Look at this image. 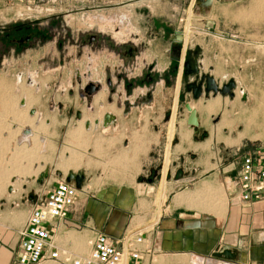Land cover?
<instances>
[{
	"label": "crops",
	"instance_id": "0c3cea01",
	"mask_svg": "<svg viewBox=\"0 0 264 264\" xmlns=\"http://www.w3.org/2000/svg\"><path fill=\"white\" fill-rule=\"evenodd\" d=\"M195 1L197 0H96L97 11L113 19L112 23L114 22L115 26L109 31L111 30L112 34L121 32L128 39V43L139 48L133 64L136 69L134 67L131 71L136 73L142 68L152 69L159 75L155 81L159 92L152 93L150 99H143L148 91H153V86L135 98H121L118 95L108 98V103L119 111L106 113L115 117L114 123L103 126L105 114L100 121L102 128L110 127L106 133H102L106 137L103 143L106 152L101 158L114 161L110 162L112 164L109 165L110 172L108 169L105 172L102 169L99 171V168L91 167L92 163L87 162L94 156L92 148L88 149L90 157L87 161L77 151L83 149L85 143L84 134L82 135L80 127L77 126L67 132L69 137L67 144L70 148L65 147V151L69 153V158L60 164V167L80 166L78 169L80 172L71 168L68 170H71L70 172L63 174L55 169L54 173L50 174L48 169L56 168L58 164L50 163L48 156H42L44 150L41 154L34 150L31 154L32 159L28 161L24 157L15 159L19 163L23 161L20 165L26 166L28 171L17 176L31 177L28 183L32 186L36 183L39 187L36 190V203L45 197L57 181L66 180L68 173H80L84 176L79 197L69 207L67 217L59 227L56 236L59 240L63 241L72 235L90 243L98 233L105 234L113 240L129 234L143 233L150 254L145 257L142 264H264V200L242 202L236 186L230 185L231 180L238 175L242 153L239 160L232 163L234 172H230L227 169L226 156L220 157V150L211 148L212 145L205 141H193L194 132L202 122L200 107H194L198 119V126L195 129L187 125L185 121L187 114L179 119L182 122L177 124L176 130L174 128L175 132L172 130L175 139L169 147L167 158L169 170L165 182L161 178L162 169L161 172L157 171L159 162L166 158V146L169 144V132L162 129V119L173 106L174 98L170 102L163 92L167 87L165 79L169 77L172 64L169 57L170 41L176 34L179 33L185 38L184 45L193 39L192 34L201 36L197 63L201 72L210 74L219 85L226 82H223V79L228 75L235 81L236 90L244 91L246 86L240 73L258 71L259 53L256 47L258 36H261L263 30L261 28H264V21L260 24V29L257 26L256 30L250 32L251 40L255 38L256 42L229 41L226 38L228 16L225 15L223 6L227 4L232 8L236 3L229 2L230 0H202L201 17L191 18L192 12L188 15V11L190 7L193 8ZM183 13L186 14V25L178 18ZM237 44L243 46L239 51L236 50ZM263 56L260 54V58ZM233 71H236L237 75L230 74ZM178 82L179 76L175 81H171L170 86L174 94L178 90ZM244 95L247 96L248 93L245 92ZM209 97L216 99L214 95ZM208 98L202 96L198 100L192 98L190 100L196 104L201 99ZM7 100L10 101L6 103L7 101L3 100L4 112L14 117L19 116L21 113L12 105L13 96ZM218 101L215 102L216 107L219 106ZM21 103L22 106L29 108L35 103V99L28 96L27 100L22 99ZM126 103L129 106L126 107ZM205 106L203 105V112L208 116L213 114L205 110ZM34 113L31 119L37 118L38 121V116L34 117ZM45 120L49 125V121ZM88 122L91 126V121ZM52 123L54 124V121ZM94 124L99 125V121L95 120ZM88 128L85 126V130ZM27 135L33 138L34 134ZM263 138L259 139V143ZM41 142L46 141L41 139ZM41 142L39 138L37 144ZM71 142L79 145L74 146ZM24 147L19 149L25 152L32 150V144L27 149ZM71 151L75 156H81L80 162L75 163V159L71 158ZM57 153L60 162L64 157H61L60 150ZM38 156L41 157L40 160L36 159ZM9 165L11 168L18 167L12 160ZM31 167L35 170L44 167L48 173L47 178L40 183L43 171L33 170V174L30 175ZM153 172L160 175L157 182L152 183L150 179H146V183L141 181L144 176ZM209 187L219 190L223 199L214 200L210 194L211 188L207 190L208 194L205 193L204 196L200 194L204 188ZM23 195L20 193V196ZM35 204L31 200V205L23 210L25 213L23 223ZM158 211L159 218L153 224L151 222L155 220ZM23 223L18 228H9L17 232ZM17 243L16 240L15 253ZM1 247L0 243V252ZM226 249L232 256L223 255ZM89 250L90 245L87 253Z\"/></svg>",
	"mask_w": 264,
	"mask_h": 264
},
{
	"label": "rangeland",
	"instance_id": "374dc122",
	"mask_svg": "<svg viewBox=\"0 0 264 264\" xmlns=\"http://www.w3.org/2000/svg\"><path fill=\"white\" fill-rule=\"evenodd\" d=\"M200 2H202V0H197L195 1V7L193 6L192 9L190 7L188 15L192 12V14L190 13L191 18L201 17L200 12L202 7H200ZM229 2H235L236 4L232 8L227 4L223 6V8H225L224 13L228 16L226 17V38H228L229 41L242 43H250L251 41L256 42L257 40L255 38L251 40L250 32L256 30L257 26H259L260 29V24L264 21V0H230ZM228 8L230 10H228ZM105 15L106 14L103 12L97 11L96 0H0V28L20 22L35 20L43 24L47 18L52 17H61L65 25L70 27V41L63 45L60 54L56 52L53 45H50L35 53L25 52L17 57L3 55L1 58L0 243L2 247L0 252V264H11L15 256L16 240L18 242V231L14 232L9 227L18 228L21 223H23L25 218L23 210L31 205V200L33 204L36 203V190L39 188L36 183H33V186L31 183H28L31 177L26 175L24 178L17 176H21V174L24 175L27 171V167H22L20 164L23 161L19 163L16 162L17 160L15 159L24 157V159L28 161L32 159L31 154L34 153V150L37 154L38 152L41 154L44 150L45 152L42 156H48L47 158L50 163L58 164L56 168L48 169L50 174L54 173L55 169L60 170L63 174L70 172L71 170H68L71 168L75 171H79L78 169L80 166L60 167V164H63L65 160L69 158V153L65 151V147H69L67 144V141H69L67 132L77 126L81 127L82 135L84 134L83 138L85 139V143L82 144L86 147L85 149L82 147L83 149L76 150L79 151L80 154L83 155V159L87 161L90 157L88 149L92 148L94 156H91V159L87 162L92 163L91 167L99 168V171L102 169L105 172L108 169V172H110L111 167H109V165L111 166V163L114 161L111 159H101L106 152V147L103 144L106 137L102 133H106V130L110 127L102 128L100 121H102L101 119L104 114L109 112L119 113V111L108 103V98L117 97V95L121 98H135L138 97L139 94L150 90L153 86L152 93L157 94V92H159V87H157V83L154 82V85L152 84L151 86L143 84L141 87L135 88L131 97L126 95L122 87V82L118 81L117 76L119 75L128 80H133L139 78L147 68H142L139 72L136 71L138 74L131 71L135 67L133 64L135 63V57L138 55L139 48L128 43V39L121 32L112 34L109 29H112L115 24L114 22L112 23L113 19ZM178 18L182 19L184 24L187 22V20H185V13L181 14ZM261 29L263 30L261 36H258L256 47L259 53L258 71H242V73H240L246 87L243 89L244 91H242V89H235V97L233 99L216 95V99H211L209 97L206 100L201 99L198 103L194 104L190 100V94L186 93L183 89L182 83L179 84L176 94L173 93L171 86L166 87L163 92L165 98L170 100V102L173 101V98L175 99L176 95L178 97L174 117H172L174 110L172 108L174 107L173 104L162 119V129L164 132H169V139L171 135L170 127L171 131L174 130V128L176 130L177 124H181L182 122L179 119L184 118L183 116L188 114L184 108V104L189 103L192 108L196 106L200 107L202 122L198 130L194 132L195 136L193 141L201 142L199 140H202L211 144V148L220 150V157L226 156V165L230 172H234L232 163L239 160L240 154H244L249 149L259 144V139H262L264 136V63L262 64L264 56L260 58V54L264 55V28ZM89 30L96 34L98 39L97 44H94L92 49L89 45H85L84 47L80 46L79 41L75 43L79 38L80 31ZM192 35L193 39L185 45L189 51H193L201 45V36H197L196 34ZM240 47L243 46L237 44L236 50L239 51ZM128 48L133 49L131 56H124L121 54L122 51ZM88 69H90L92 73L90 79L99 82L102 86L100 92L93 98V103L91 104L92 110L87 108V103L85 101L81 102L78 100V89L80 84L76 80L77 70L83 73ZM235 72L236 71H233L230 74L237 75ZM107 75H109L112 82L111 88H108L105 83ZM229 79L230 77L227 75V77L223 79V82H227ZM156 80L157 78H155V81ZM190 80L192 81V79ZM86 81L82 79L81 84L83 85ZM112 90H114L113 93L111 92ZM245 92H247L248 95L245 96L246 99L243 100V94H245ZM12 96L14 98L12 105L16 111H19L21 113L20 115L23 116L22 122L21 118H19L20 115L14 117L12 114L10 115L4 112L3 100H6V103H8L10 100H7V98H11ZM28 96L31 99L33 97L35 103L30 106L28 105L29 108H26L22 106L21 102L22 99L27 100ZM216 101L219 102V106L215 108L212 112L213 114H209L210 116H208V114L203 112V105L207 106ZM59 105H61V109ZM32 109L35 112L34 117L38 116V121L36 120L37 118L31 119L33 116V114H31ZM70 110L72 111L71 114L69 113ZM76 111L82 113V119L80 121L75 118L74 113ZM217 117L220 119L218 123H214V119ZM172 118L173 124L171 125ZM45 119L49 121V125H47ZM32 120L33 122H30ZM95 120L99 121V125L94 124ZM87 121H91V126L85 130V122ZM26 129L29 130V134H34L33 138L24 133ZM175 130L173 132H175ZM172 134L171 142H169V144L167 143L169 147L174 143L175 139L174 133ZM91 135H93L92 138ZM39 138L40 142L42 139L47 143L41 142L37 144ZM22 143L24 145H21ZM30 144H32L33 151L29 150L25 152L19 149L23 146L27 149ZM71 144L74 146L79 145L72 142ZM167 147L168 146H166V149ZM58 150H60L61 157H64L60 162L57 155ZM224 151L226 152L224 153ZM70 155L71 158L75 159V163L81 161V156H75L73 151L70 152ZM36 159L40 160L41 157L38 156ZM11 160L14 162V165H18V167L11 168L9 165ZM162 163L163 159L159 162L160 166L157 170L159 172H161ZM33 170H35V168L31 167L29 174H33ZM45 170L44 167H38L35 171L44 172ZM159 177L160 175L158 176L157 172H153L151 175L144 176L141 181L146 183V179H150V181L154 183L158 181ZM165 179L166 172L164 167L162 181L165 182ZM21 180L22 182H20ZM236 182L237 177L231 180L230 185H235L234 183ZM24 185L26 187H24ZM15 190L18 192H15ZM221 190L224 192V189ZM217 192L221 196L220 191L217 190ZM20 193L24 195L20 196ZM225 196V198H227V195ZM214 199L220 201V199L216 197H214ZM221 199H223V196H221ZM1 233L3 234L1 235ZM76 237L77 236L72 237V235H69L67 239H63L62 242L63 244L65 243L63 246L67 247V250L71 253H76L77 251L80 254H86L89 248H87L88 241L78 237L81 239L79 240ZM76 240L78 243L74 242Z\"/></svg>",
	"mask_w": 264,
	"mask_h": 264
},
{
	"label": "built area",
	"instance_id": "2783aa9c",
	"mask_svg": "<svg viewBox=\"0 0 264 264\" xmlns=\"http://www.w3.org/2000/svg\"><path fill=\"white\" fill-rule=\"evenodd\" d=\"M240 162L235 183L240 201H263L264 138L258 146L242 154ZM79 192L74 184L59 180L32 207L18 230L17 250L12 264H142L150 254L143 233L129 234L116 240L98 233L89 243L90 250L84 256H77L63 246L65 243L56 236Z\"/></svg>",
	"mask_w": 264,
	"mask_h": 264
},
{
	"label": "flooded vegetation",
	"instance_id": "af4514ba",
	"mask_svg": "<svg viewBox=\"0 0 264 264\" xmlns=\"http://www.w3.org/2000/svg\"><path fill=\"white\" fill-rule=\"evenodd\" d=\"M79 34V38L75 41V43L79 41V45L82 47H84L85 45H89V47L92 49L93 45L97 44L98 42L97 35L94 34L91 30L83 32L80 31ZM69 35L70 27L65 25L61 17L47 18L43 24L35 20L20 22L4 28H0V64L3 55H11L17 57L25 52H38L44 49L46 46L50 45H53L56 52L60 54L63 45L66 42L70 41ZM132 52L133 49L128 48L122 51L121 54H123L124 56H130ZM175 65L176 63L172 62L170 73L168 74L169 77L165 79L167 87L171 85V81H175V78L177 76L176 72L172 71ZM91 76L92 73L90 69L83 73H81L79 70H77L76 72V80L80 84L78 89V100L81 102L85 101L87 103V108L92 110L93 108L91 107V104L93 103V98L100 92L102 86L99 82L90 79ZM157 76L159 75L153 72L152 69H147L139 78L128 80L125 77L118 75L117 79L118 81L122 82V87L125 90L126 95L129 97L132 95L135 88L141 87L143 84H146L148 86L153 84ZM82 79H85V81L87 80L83 83V85L81 84ZM105 83L108 88H111L112 82L109 75L106 76ZM113 91L114 90H112L111 92L113 93ZM62 93L65 92L63 91ZM151 96L152 91L150 90L145 94L143 99H150ZM59 108L61 109V105H59ZM69 113L71 114L72 111L70 110ZM78 113L81 119L82 113L80 111H76L74 113L75 118L79 119L77 117ZM219 119V117L215 118L214 123H218Z\"/></svg>",
	"mask_w": 264,
	"mask_h": 264
},
{
	"label": "water",
	"instance_id": "95a60500",
	"mask_svg": "<svg viewBox=\"0 0 264 264\" xmlns=\"http://www.w3.org/2000/svg\"><path fill=\"white\" fill-rule=\"evenodd\" d=\"M185 43V38L181 34H176L174 39L171 41L169 57L172 62L176 65L173 67L172 71L176 72L179 76V82L182 83L183 89L186 93L190 94L193 100H198L202 96L208 98L209 95H220L222 97H229L233 99L235 97L236 83L233 79H229L227 82L219 85L210 74L202 73L200 67L197 63L199 48H195L193 51H189L182 55V48ZM185 48V45H184ZM183 69V70H182ZM192 79V81H189ZM246 95L243 94V100L246 99ZM125 106H129L128 103ZM185 110L188 112L186 123L192 128L198 126V119L196 115V110L191 107L189 103L184 104ZM34 111H31L33 114ZM77 117L80 119L79 113ZM170 119V118H169ZM115 117L111 114H105L103 118V126H107L110 123H114ZM85 126L89 127V122L87 121ZM25 134H29V130L24 131ZM48 176L47 171H44L40 175V183L43 182ZM67 182H73L76 188L80 189L84 181V176L80 173H68L66 177ZM224 256H232L229 250L223 251Z\"/></svg>",
	"mask_w": 264,
	"mask_h": 264
},
{
	"label": "bare ground",
	"instance_id": "6f19581e",
	"mask_svg": "<svg viewBox=\"0 0 264 264\" xmlns=\"http://www.w3.org/2000/svg\"><path fill=\"white\" fill-rule=\"evenodd\" d=\"M187 29V28H186ZM188 30V29H187ZM188 32V31H187ZM184 43V42H183ZM185 44V43H184ZM185 48H183V54L185 53ZM182 54V55H183ZM177 101H178V97H177V95H176V97H175V99H174V107H173V116L172 117H174V115H175V111H176V108H175V106H176V103H177ZM26 104V103H25ZM216 105H217V103H215V104H212V105H208V106H206L205 107V110H207L209 113H212L214 110H215V107H216ZM26 107V106H25ZM19 115V114H18ZM19 118H21V122H22V119H23V116L22 115H20V117ZM20 120V119H19ZM37 120V119H36ZM36 120H34V121H36ZM30 122H33V120L32 121H30ZM82 122V121H81ZM171 125L173 124V118H172V121H171V123H170ZM80 125V124H79ZM170 125V126H171ZM80 129H81V127H80ZM170 139H169V142H171V138H172V131H171V127H170ZM168 154H169V145H168V147H167V151H166V159H164V161H163V166H162V179H163V172H164V167H165V172H166V177H167V175H168V171H167V167H168V170H169V166H167V158H168ZM3 178V177H2ZM211 187H209L208 189H206V188H204L201 192L200 191H198V192H200V194L201 195H206L205 193H207L208 194V192H207V190L209 191V189H210ZM162 191V190H161ZM211 192V193H210ZM209 193L210 194H212L211 196L212 197H216L217 199H221V196L219 195V193L217 192V190L216 189H213V188H211V191H210ZM193 196V195H192ZM197 196V195H196ZM211 196H208V198L209 197H211ZM163 199V198H162ZM198 199H202V198H198ZM215 200V199H214ZM197 201V200H196ZM195 201V202H196ZM212 201V200H211ZM198 202V201H197ZM196 202V203H197ZM201 205V204H200ZM159 212L160 211H158L157 213H156V218H155V220L153 221V222H151V223H153V224H155L154 222H156L157 221V218H159ZM18 220V219H17ZM152 224H150V226H151ZM153 227V226H152ZM75 243H78V241L76 240V241H74ZM72 244V243H71ZM89 247V241L87 242V248ZM88 250V249H87ZM76 251V250H75ZM87 252V251H86ZM76 253H77V256H84L85 255V253H79V252H77L76 251ZM75 253V254H76ZM87 254V253H86Z\"/></svg>",
	"mask_w": 264,
	"mask_h": 264
}]
</instances>
